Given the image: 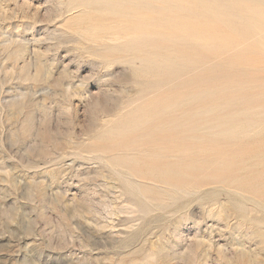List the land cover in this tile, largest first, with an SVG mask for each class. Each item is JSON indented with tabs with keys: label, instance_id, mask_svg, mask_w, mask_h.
Here are the masks:
<instances>
[{
	"label": "rangeland",
	"instance_id": "374dc122",
	"mask_svg": "<svg viewBox=\"0 0 264 264\" xmlns=\"http://www.w3.org/2000/svg\"><path fill=\"white\" fill-rule=\"evenodd\" d=\"M263 14L0 0V264H264Z\"/></svg>",
	"mask_w": 264,
	"mask_h": 264
},
{
	"label": "bare ground",
	"instance_id": "6f19581e",
	"mask_svg": "<svg viewBox=\"0 0 264 264\" xmlns=\"http://www.w3.org/2000/svg\"><path fill=\"white\" fill-rule=\"evenodd\" d=\"M255 5V4H254ZM263 5V4H262ZM257 9V8H256ZM264 15V14H263ZM107 23V22H106ZM263 26V25H262ZM168 31V33H169V30H167ZM248 31V30H247ZM173 32V31H172ZM174 33H175V31H174ZM247 33V32H246ZM170 34V33H169ZM240 34V33H239ZM171 35V34H170ZM163 44V43H162ZM239 56V55H238ZM237 56V57H238ZM161 74H162V72H161ZM192 83V82H191ZM171 98H169L168 100H170ZM143 109V108H142ZM153 112H154V110H153ZM139 113V112H138ZM141 116V115H140ZM138 122H140V121H138ZM144 122H145V120H144ZM132 125V124H131ZM134 126V125H133ZM143 127V126H142ZM141 127V128H142ZM128 128V127H127ZM151 128V127H150ZM128 130V129H127ZM129 132V131H128ZM153 133V132H152ZM158 134V133H157ZM164 135H166V134H164ZM128 136V135H127ZM126 136V137H127ZM162 137H164L163 135H162ZM130 138V137H129ZM155 138V137H154ZM175 138V137H174ZM144 139V138H143ZM155 139H158L157 137L155 138ZM147 140H148V138H147ZM177 140V139H176ZM150 141V139L148 140V142ZM122 142V141H121ZM144 142V141H143ZM160 142V141H159ZM158 142V143H159ZM166 142H169V141H166ZM124 144H125V142H123ZM164 144V143H163ZM167 144V143H166ZM130 145H131V143H130ZM118 146H119V144H118ZM164 146V145H163ZM168 146V145H167ZM120 147V146H119ZM146 147V146H145ZM173 147V146H172ZM143 148V147H142ZM218 149V148H217ZM145 152V151H144ZM225 152V151H224ZM243 153V151H241V150H238V151H236L234 154H232L231 156H229V157H231L230 159H233L234 157H238V156H240L241 154ZM154 155V154H153ZM160 156V155H159ZM205 156V155H204ZM183 159H184V157H183ZM184 161V160H183ZM237 162H231L230 163V166L231 165H235ZM162 165V164H161ZM182 165V164H181ZM210 165V164H209ZM226 165H224V166H221V167H217V168H215V169H213L212 170V173H211V177H210V179L209 180H202V181H200V182H198V183H200V185L201 184H218V183H222L223 181H225V182H227L228 184L227 185H229V186H235V187H238V188H240V187H243V185L239 182L240 180H239V177L238 176H234V173H232V171H233V168L232 167H230V168H224ZM178 170H182V171H180V172H178L179 173V175H177V177H173V176H169V180H173L174 182H183L184 181V178L182 177L183 175H184V173L185 172H187V171H189V168L188 167H186V166H184V167H180ZM176 171V170H175ZM181 172H183V173H181ZM189 173V172H188ZM200 173V172H199ZM175 174V173H174ZM118 175V174H117ZM203 175V174H202ZM175 176V175H174ZM122 177V176H121ZM200 178V177H199ZM205 181V182H204ZM140 182V181H139ZM127 184V183H126ZM199 188V187H198ZM208 190H210V189H208ZM239 193V192H238ZM241 196V195H240ZM243 199H245V198H243ZM255 200V199H254ZM258 202V201H257ZM240 203V202H239ZM258 203H260V202H258ZM173 205V204H172ZM264 207V206H263Z\"/></svg>",
	"mask_w": 264,
	"mask_h": 264
}]
</instances>
